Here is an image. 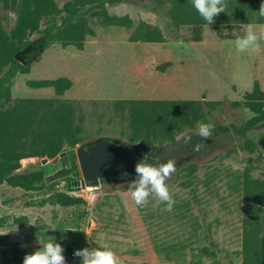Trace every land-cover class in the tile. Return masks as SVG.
Returning a JSON list of instances; mask_svg holds the SVG:
<instances>
[{
	"label": "rangeland",
	"instance_id": "obj_1",
	"mask_svg": "<svg viewBox=\"0 0 264 264\" xmlns=\"http://www.w3.org/2000/svg\"><path fill=\"white\" fill-rule=\"evenodd\" d=\"M55 1L56 11L40 28L58 22L74 0ZM262 2L225 0V12L203 26L199 42L192 40L190 24L170 22L168 0L107 3L84 17L94 36L83 42L54 41L25 65L0 109L21 99L71 104L79 130L73 149L101 139L133 144L130 101H192L199 104L200 118L176 133L175 142L154 145L180 162L166 180L175 200L171 212L163 211L166 205L152 196L146 207L137 206L128 183L135 179L129 178L82 186V177L71 184L46 177L47 185L55 183L54 192L86 201L73 207L53 204L49 192L26 193L0 184V264H23L26 254L53 238L63 247L66 264H81L76 250L100 246L111 248L121 264H242L245 213L249 206L264 210V124L246 137L228 133L208 138L198 151L178 141L198 131V121L241 125L253 116L244 102H264V17L258 13ZM113 16L129 17L133 25H107L105 19ZM15 19L0 3L7 32ZM142 23L158 27L167 41H132ZM248 24L260 37L256 51L238 53L236 39L221 38L215 29L242 34ZM228 26L235 29L229 31ZM37 38L36 32L30 34V39ZM59 155L24 158L16 172L42 170ZM190 165L197 170L188 177Z\"/></svg>",
	"mask_w": 264,
	"mask_h": 264
},
{
	"label": "trees",
	"instance_id": "obj_2",
	"mask_svg": "<svg viewBox=\"0 0 264 264\" xmlns=\"http://www.w3.org/2000/svg\"><path fill=\"white\" fill-rule=\"evenodd\" d=\"M125 0H74L67 4L60 20L40 28L44 18L52 15L57 4L55 0H0L2 7L15 14V24L8 32L0 20V108L5 94L16 75L48 49L54 41L83 42L87 36L95 32L87 25L86 15H94L96 8L105 4L120 3ZM170 7L169 20L173 25L190 24L191 38L195 42L202 40L203 26L209 25L196 9L191 0H168ZM217 16L214 18V22ZM107 25H125L131 27L133 21L129 17H107ZM213 24V23H212ZM211 25V24H210ZM219 37L237 39L242 34H222L225 29L215 27ZM233 31V26H228ZM36 32L37 39H30ZM132 41L147 43H163L167 41L164 33L156 26L140 24L131 36ZM199 104L192 101H130V113L133 133L131 143L144 142L149 146L164 142L176 141L175 134L184 127H192L200 118ZM244 105L253 116L241 125H220L212 128L209 138H216L228 133L240 137L264 124V102L248 101ZM78 126L75 122L73 107L69 103L57 99L15 101L5 110L0 109V184L19 188L26 193H51L50 201L62 207L86 205L80 197L66 193L54 192L55 183L47 185L43 170L17 173L20 161L27 157L55 158L79 143ZM205 139L191 132L183 136L180 146L194 149ZM70 167L60 170L50 179H60L67 183L78 181L82 175L76 156H69ZM197 168L190 165L188 177ZM257 183V182H256ZM261 185V184H258ZM247 194V200H251ZM264 210L261 206H249L243 220V263L264 264ZM208 254V249L203 250Z\"/></svg>",
	"mask_w": 264,
	"mask_h": 264
},
{
	"label": "clouds",
	"instance_id": "obj_3",
	"mask_svg": "<svg viewBox=\"0 0 264 264\" xmlns=\"http://www.w3.org/2000/svg\"><path fill=\"white\" fill-rule=\"evenodd\" d=\"M193 7L199 15L210 25L214 18L221 12H225V0H191ZM259 15L264 17V2L260 4ZM261 35H264L262 33ZM255 26L248 24L245 27V34L235 40L234 46L238 53L247 52L249 49L256 51L260 45ZM197 135L207 140L212 135L213 125L198 121ZM200 144L194 150H199ZM167 159V162H162ZM150 160L154 162L149 163ZM176 171L175 163L167 157H154L152 153H144L142 159L135 166L136 179L131 180L129 191L131 198L137 206L146 207L149 197L152 196L158 203L166 205L163 211L171 212L175 200L170 194L166 180ZM129 173H122V178H127ZM87 234V233H86ZM88 235V234H87ZM40 243V241H39ZM64 249L55 239L44 243L42 247L32 254H26L23 264H66ZM81 258V264H121L116 253L107 246L95 248L78 249L74 253Z\"/></svg>",
	"mask_w": 264,
	"mask_h": 264
},
{
	"label": "water",
	"instance_id": "obj_4",
	"mask_svg": "<svg viewBox=\"0 0 264 264\" xmlns=\"http://www.w3.org/2000/svg\"><path fill=\"white\" fill-rule=\"evenodd\" d=\"M144 153H152L154 157H158L164 151L142 143L123 144L110 139H101L76 149L63 151L59 155V160L47 162L42 166V170L46 178L69 168V156L74 154L82 175V180L78 181V184L89 186L91 183L123 179L124 172L129 173L128 177L136 176L135 166ZM151 162L152 160L149 161Z\"/></svg>",
	"mask_w": 264,
	"mask_h": 264
},
{
	"label": "flooded vegetation",
	"instance_id": "obj_5",
	"mask_svg": "<svg viewBox=\"0 0 264 264\" xmlns=\"http://www.w3.org/2000/svg\"><path fill=\"white\" fill-rule=\"evenodd\" d=\"M158 157H167V156H165V155L162 153V154H160ZM152 162H154V161L152 160ZM152 162H151V163H152ZM162 162H165V163H166V162H167V159H163ZM174 163H175V165H178L180 162H179V163L174 162ZM127 178H129V179H136V176H131V177H127ZM123 179H125V178H123Z\"/></svg>",
	"mask_w": 264,
	"mask_h": 264
},
{
	"label": "bare ground",
	"instance_id": "obj_6",
	"mask_svg": "<svg viewBox=\"0 0 264 264\" xmlns=\"http://www.w3.org/2000/svg\"><path fill=\"white\" fill-rule=\"evenodd\" d=\"M56 161V160H55Z\"/></svg>",
	"mask_w": 264,
	"mask_h": 264
}]
</instances>
